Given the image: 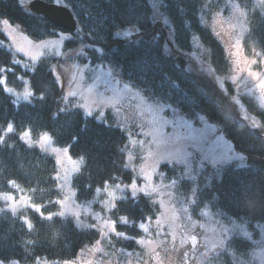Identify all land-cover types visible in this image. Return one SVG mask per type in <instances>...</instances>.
I'll use <instances>...</instances> for the list:
<instances>
[{
    "label": "trees",
    "instance_id": "obj_1",
    "mask_svg": "<svg viewBox=\"0 0 264 264\" xmlns=\"http://www.w3.org/2000/svg\"><path fill=\"white\" fill-rule=\"evenodd\" d=\"M52 3L51 0H42ZM159 12L169 23L175 45L190 50L192 37L197 36L206 50L209 66L215 76L227 72V60L220 41L201 24L202 0H158ZM29 0H0V19L17 27L34 41L55 37L59 32L43 17L27 8ZM72 13L76 30L64 41V50L78 51V62L108 68L127 85L138 90L148 101L170 105L195 125L203 121L218 126L233 148L243 155L254 156L245 167L204 166L195 179H186L183 167L162 164L160 172L167 182H174L182 195L192 193L193 218L202 210L224 221L241 223L251 230L264 224V112L252 103L247 109L259 116L261 125L251 126L239 120L236 104L211 82L186 72L180 59L163 51L162 35H153V8L149 0H61ZM161 21V20H160ZM248 34L259 51H264V7L247 4ZM136 28L137 36L124 41L116 32ZM7 39L0 31V77L5 86L20 91L24 80L31 89L29 101L15 104L0 83V194L28 195L31 204L40 206L41 214L30 208L16 213H0V261L37 264L46 261L59 264L71 261L85 245L98 238L93 229H82L70 218L44 216L57 211L61 193L57 188L56 162L49 154L21 139L28 132L32 141L47 135L57 148H67L78 162L71 179L78 203H86L95 190L107 183L128 181L124 168L125 133L113 124L98 120V113L84 115L72 99L61 97L60 87L51 70L56 59L43 55L29 64L4 45ZM108 112H106L107 116ZM12 130L6 132V127ZM111 218L117 233L141 237L139 223L154 220L157 204L148 197L127 198L114 205ZM27 220L30 226L24 221ZM125 220L126 224L121 223ZM113 245L137 250L133 240L114 239ZM250 242L232 238L229 253L214 257L206 264H241L238 258L251 250Z\"/></svg>",
    "mask_w": 264,
    "mask_h": 264
},
{
    "label": "rangeland",
    "instance_id": "obj_2",
    "mask_svg": "<svg viewBox=\"0 0 264 264\" xmlns=\"http://www.w3.org/2000/svg\"><path fill=\"white\" fill-rule=\"evenodd\" d=\"M51 1L62 5L61 0ZM149 1L156 22L153 35H162L163 51L168 57L182 60L181 67L186 72L215 84L236 104L239 120L259 127V116L245 105L252 103L264 112V51H259L249 37L246 18L247 4L264 7V0H202L200 22L220 41L225 52L227 72L223 76L213 74L207 52L197 36L191 38L190 50H181L175 45L170 24L160 16L159 1ZM4 22L0 19V31L7 39L4 42L7 48L29 64L36 63L45 54L52 55L56 60L51 70L61 97L72 99L74 106L86 116L98 113V120L110 121L127 138L124 168L129 171V180L107 183L95 190L86 203L80 204L71 187V176L77 171L78 162L69 156L68 149L54 147L46 134L35 141L28 137V132L21 134L25 143L49 154L56 162L55 181L61 197L57 211L44 217L70 218L77 227L98 232V239L92 245L83 246L75 259L59 264H206L214 257L229 253L227 243L232 238H243L252 245L247 254L238 258L239 263L264 264V224H254L247 231L245 225L221 220L207 210L193 218L192 193L182 195L174 182L164 180L159 169L162 164H176L183 167L186 179L193 181L206 165L240 168L248 161H256L254 156L243 155L233 148L217 125L207 121L195 125L174 107L148 101L112 70L78 62L73 58L78 51L64 50V41L72 38L69 33L59 32L55 37L34 41L21 29ZM125 32L129 33L127 37ZM137 34L136 28L116 32L124 41ZM0 83L15 104L29 101L32 92L28 81L24 80L20 91L5 86L3 76ZM25 92L31 93L27 99ZM6 128V132L12 130L11 125ZM141 195L157 204L156 218L137 225L142 233L139 238L117 233L111 218L114 205ZM28 199L27 194L17 189L15 193L0 194V213L30 208L41 214L40 206ZM22 221L30 226L27 220ZM114 239L133 240L138 249L131 251L115 246ZM0 264L19 263L0 261Z\"/></svg>",
    "mask_w": 264,
    "mask_h": 264
},
{
    "label": "water",
    "instance_id": "obj_3",
    "mask_svg": "<svg viewBox=\"0 0 264 264\" xmlns=\"http://www.w3.org/2000/svg\"><path fill=\"white\" fill-rule=\"evenodd\" d=\"M27 8L30 12L43 17L55 27L68 33L76 30V22L71 11L64 5L47 3L42 0H29Z\"/></svg>",
    "mask_w": 264,
    "mask_h": 264
},
{
    "label": "snow or ice",
    "instance_id": "obj_4",
    "mask_svg": "<svg viewBox=\"0 0 264 264\" xmlns=\"http://www.w3.org/2000/svg\"><path fill=\"white\" fill-rule=\"evenodd\" d=\"M60 2V0H57V3H59ZM4 23H7V21H5ZM118 35H120L119 33H118ZM129 35V33L128 32H125L124 33V36H128ZM262 87H264V85H262ZM31 93H29V92H25V99H27V97H28V95H30ZM11 129H9V131H10Z\"/></svg>",
    "mask_w": 264,
    "mask_h": 264
},
{
    "label": "clouds",
    "instance_id": "obj_5",
    "mask_svg": "<svg viewBox=\"0 0 264 264\" xmlns=\"http://www.w3.org/2000/svg\"><path fill=\"white\" fill-rule=\"evenodd\" d=\"M258 211H264V208L258 209Z\"/></svg>",
    "mask_w": 264,
    "mask_h": 264
},
{
    "label": "flooded vegetation",
    "instance_id": "obj_6",
    "mask_svg": "<svg viewBox=\"0 0 264 264\" xmlns=\"http://www.w3.org/2000/svg\"><path fill=\"white\" fill-rule=\"evenodd\" d=\"M255 94V93H254Z\"/></svg>",
    "mask_w": 264,
    "mask_h": 264
}]
</instances>
